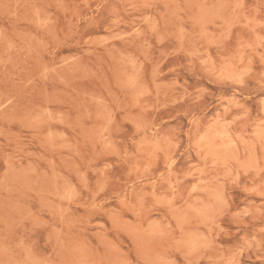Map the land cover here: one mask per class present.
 Segmentation results:
<instances>
[{"label": "rangeland", "instance_id": "obj_1", "mask_svg": "<svg viewBox=\"0 0 264 264\" xmlns=\"http://www.w3.org/2000/svg\"><path fill=\"white\" fill-rule=\"evenodd\" d=\"M0 264H264V0H0Z\"/></svg>", "mask_w": 264, "mask_h": 264}]
</instances>
